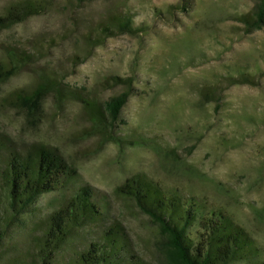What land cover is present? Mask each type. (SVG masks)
Listing matches in <instances>:
<instances>
[{
	"label": "rangeland",
	"instance_id": "obj_1",
	"mask_svg": "<svg viewBox=\"0 0 264 264\" xmlns=\"http://www.w3.org/2000/svg\"><path fill=\"white\" fill-rule=\"evenodd\" d=\"M14 1L0 0V13ZM49 1L43 14L0 31V60L14 46L37 59L0 82V140L22 152L36 144L58 149L78 171V184L107 194L143 172L205 197L264 250V24L250 31L241 20L259 0ZM122 14L133 15L141 31L86 46L88 34ZM240 70L254 75L252 84L227 81ZM110 76L133 82L113 125L116 142L104 144L83 132L89 123L76 101L57 111L48 95L42 112L31 116L11 98L54 77L104 102L124 90L103 84ZM206 89L216 92L213 98H204ZM63 197L42 194L29 213L12 217L0 185V264H32L27 251L35 242L36 218ZM108 217L126 227L141 257L164 264L168 253L159 228L133 202L112 196ZM69 252L64 246L57 255Z\"/></svg>",
	"mask_w": 264,
	"mask_h": 264
},
{
	"label": "trees",
	"instance_id": "obj_2",
	"mask_svg": "<svg viewBox=\"0 0 264 264\" xmlns=\"http://www.w3.org/2000/svg\"><path fill=\"white\" fill-rule=\"evenodd\" d=\"M49 6V0L11 2L0 13V31L43 14ZM241 20L250 31L260 28L264 24V0L257 1L252 14L242 15ZM140 31L133 15H114L99 25L95 34H88L85 44L92 49L110 37L133 36ZM36 61V55L21 46L5 50L0 60V82ZM253 80L252 73L240 70L227 81L235 85L252 84ZM103 84L123 86L124 90L101 102L90 90L63 85L51 77L30 90L12 92L11 98L31 116L42 112L48 95H52L57 111L67 101H76L89 123L83 132L105 144L119 140L113 125L133 94V82L110 76ZM208 92L204 90V98H213L216 93ZM78 177L76 168L56 148L36 144L22 152L0 140V185L9 216L29 213L42 194H64L57 207L36 218L35 242L27 251L32 264H151L136 251L126 227L109 219L112 196L133 202L158 226L168 253L164 264H264V250L253 235L205 197L164 185L143 172L127 178L112 194L78 184ZM64 246L70 252L61 258L57 253Z\"/></svg>",
	"mask_w": 264,
	"mask_h": 264
}]
</instances>
